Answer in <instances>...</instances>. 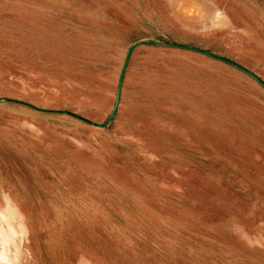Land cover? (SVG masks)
<instances>
[{
  "label": "rangeland",
  "instance_id": "374dc122",
  "mask_svg": "<svg viewBox=\"0 0 264 264\" xmlns=\"http://www.w3.org/2000/svg\"><path fill=\"white\" fill-rule=\"evenodd\" d=\"M173 44L264 81V0H0V264H264V88Z\"/></svg>",
  "mask_w": 264,
  "mask_h": 264
},
{
  "label": "water",
  "instance_id": "95a60500",
  "mask_svg": "<svg viewBox=\"0 0 264 264\" xmlns=\"http://www.w3.org/2000/svg\"><path fill=\"white\" fill-rule=\"evenodd\" d=\"M134 45L135 44L131 45L128 48V51L126 53V57H125V60H124L123 66H122V70L120 72L119 79H118L114 106H113L112 111L110 112V114L108 116L107 121L112 117V115L115 113V111H116V109L118 107V103H119V99H120V93H121V87H122L123 78H124V72H125V69H126V66H127V63H128V60H129V57H130V54L132 52V49H133ZM173 45L176 46V47L184 48V49H190V50L202 53L204 55H207L209 57H212L214 59L223 61V62H225V63L237 68L238 70L242 71L243 73H245L246 75H248L249 77L254 79L257 83H259L264 88V81L262 79H260L256 74H254L253 72L249 71L245 67L241 66L240 64H238V63H236V62H234V61H232V60H230V59H228L226 57L219 56V55L214 54L212 52H209V51H206V50H203V49H199V48H196V47H192V46H189V45H183V44H173Z\"/></svg>",
  "mask_w": 264,
  "mask_h": 264
}]
</instances>
